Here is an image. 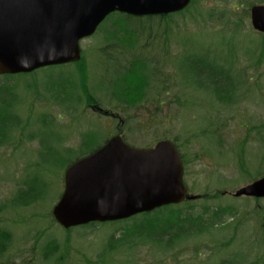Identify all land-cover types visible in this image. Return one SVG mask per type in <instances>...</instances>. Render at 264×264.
<instances>
[{
	"label": "rangeland",
	"instance_id": "374dc122",
	"mask_svg": "<svg viewBox=\"0 0 264 264\" xmlns=\"http://www.w3.org/2000/svg\"><path fill=\"white\" fill-rule=\"evenodd\" d=\"M228 1L234 2L202 0V17L193 8L191 14L173 16L175 22L168 29L172 43L166 53L172 58L164 61L162 56H154L159 46L152 48L153 52L148 50L149 56L154 53L152 59L158 61L159 67H166L164 72L174 74L175 80L184 83L191 80L192 88L187 90L190 98L172 80L167 83L166 91L159 93L162 87L157 85L155 97L150 90L147 101L130 105L124 111L120 104L108 103L107 97L100 92L102 106L122 116L124 121L119 127L123 128L130 145L151 147L161 139L178 143L186 159L184 181L189 192L195 195L233 192L264 174V143L258 137L259 133H264V39L261 34L248 30L249 16L243 17L241 30L230 29L231 24L227 26L228 16L220 15V11ZM262 2L244 0L240 10H249L252 4ZM114 17L110 15L93 35L80 41L94 84L98 81L94 76L105 72L96 65L98 50L105 45ZM131 23L139 29L138 24L145 25L137 20ZM164 34L165 30L159 35L166 40ZM145 40L142 37L138 44L144 45ZM148 47L149 43L146 49ZM209 53H215L211 57L217 56L219 62L231 68L235 91L230 102L218 101L209 88L193 83L197 79L192 73L195 74L197 68L208 73L197 54L207 57ZM78 68L75 63H66L29 73L0 75V84L17 83L20 93L17 113L22 119L8 137L7 144L0 145V206L9 203L6 205L9 207L0 212V227L13 234L10 248L0 258V264H57L60 255V264H219L221 259L236 251L245 254L242 264H264V199L235 197L228 193L219 198H199L192 202H197L195 210H202L201 206L206 204L222 205L234 206L236 213L224 215L218 229L183 239L170 248L147 244L111 255L103 251L109 236L126 227L133 232L135 223L140 220L137 216L95 227L77 226L69 231L54 220L51 212L63 192L67 166L102 145L117 131L118 125V118L94 113L88 103L80 100L75 99L71 104L57 103L44 88L41 93L48 99L33 96L34 91L46 85L65 91L67 80L76 75ZM239 70L243 71L240 77ZM101 78L102 82L106 80L105 73ZM220 82L222 87L229 85L226 81ZM175 96L179 103L174 102ZM85 133V143L80 146ZM37 164H42L38 173L48 183L44 200L28 207L12 206L11 200L22 187L23 179L37 171ZM52 241L60 244V251L47 258L45 246Z\"/></svg>",
	"mask_w": 264,
	"mask_h": 264
},
{
	"label": "water",
	"instance_id": "95a60500",
	"mask_svg": "<svg viewBox=\"0 0 264 264\" xmlns=\"http://www.w3.org/2000/svg\"><path fill=\"white\" fill-rule=\"evenodd\" d=\"M192 0H0V74L77 62L80 40L92 35L107 15L169 14ZM251 24L264 33V4L250 9ZM177 146L160 140L133 147L120 134L67 167L65 189L54 218L65 228L115 221L196 199L183 180ZM234 196L264 197V175L241 186Z\"/></svg>",
	"mask_w": 264,
	"mask_h": 264
},
{
	"label": "trees",
	"instance_id": "16d2710c",
	"mask_svg": "<svg viewBox=\"0 0 264 264\" xmlns=\"http://www.w3.org/2000/svg\"><path fill=\"white\" fill-rule=\"evenodd\" d=\"M222 1L224 2V0ZM243 1L244 0H234V2L228 1L223 4V9L220 11V15L228 16L226 24L227 26L231 24L230 29L232 30H241V28L244 27L243 17L245 16V18H247L249 16V10L246 8L240 10ZM202 5V0H193L188 8L177 14H191V9L193 8L197 11L198 16L202 17L204 14L202 11ZM125 16L121 15L120 17H114L112 19L111 22L113 27L107 31L105 45L98 50L99 61L96 65L98 64L100 69H105V72L103 71L102 74L105 73L106 80L102 82V74L99 73L97 76H94V78L97 77L98 80L95 85L94 79L92 81V76H90L85 57H82L81 61L77 63V65H79L78 72L76 75L74 74L70 80H67L69 83L65 88V91L55 88L53 85H46L45 87L38 89V91H34L33 96L37 98L43 97L44 94L41 93V89L44 88L46 91L50 92L49 97L53 98L57 103L68 104V102H70L71 104L76 99L80 100L84 104H91L93 102L102 104V98L100 96L101 92V95L107 97L106 101L108 103H115L117 105L120 104L122 109L125 111V109H127L130 105H136L143 101H147L150 98V93L148 92L150 90V92H154L153 97H155V87L157 85L162 87V89L159 90V93L166 91L168 85L167 83H171L172 80H175V76H173L174 74L172 73H160L159 71L161 70V67L157 66L158 61L152 59V54L154 53H151V56H149L150 53H148V50L153 52L152 48L159 46L161 48L156 49L157 54H154V56H157L158 58L159 56H162L164 61L167 57L169 59L172 58V55L166 53L169 52L172 43L168 37V29L175 22L173 19L174 14L149 16L145 18L130 15ZM131 20L145 22V25L143 23L138 24L140 27L139 29L132 25ZM247 27L251 29L250 26L247 25ZM164 30L166 40L161 39V36L159 35ZM142 37L146 39V45L149 43L148 49H146L145 44V46L138 44ZM262 48L264 49V40L262 41ZM209 54L210 55L207 57L197 54V58L204 63L208 73H204L202 70H198L197 68L195 74L194 72L192 73V75L197 79L194 80L193 83L199 87L209 88L213 98L218 101L226 103L230 102L233 100V93L235 91V82L231 68L228 65L219 62L217 56L214 55L215 57H211V55L215 53ZM187 57L189 58V56ZM222 57L227 63H229L228 60L225 59L226 57ZM187 59L184 61L186 62ZM90 67H93L92 64ZM242 74L243 71L239 70L238 77L242 76ZM219 78H225L227 80H219ZM202 80H208L209 82L206 83ZM8 81L11 83L13 82V80ZM190 81L191 80H186L184 83L182 80H175L177 86L182 88L184 95L188 98L191 97L187 93V90L192 88ZM220 81H226L229 85L226 84L222 87ZM1 83L0 145H5L7 144L8 137L13 132L14 127L19 125V123L22 122V119L19 113H17V110L19 109L18 106L20 104V93L17 91V83ZM95 88L98 90L97 92H95ZM179 91H181V89ZM179 94L182 95V93ZM43 98L48 99L46 96ZM176 102L179 103L178 100H176ZM189 102L190 99L187 103ZM120 121L121 120L118 119V125ZM40 122L43 126H45L43 119H40ZM118 125L116 128L117 130L119 127ZM119 130L122 131L123 128L119 127ZM87 133L82 135L80 146L85 143V136ZM258 137L259 141L264 143V133H259ZM124 138L126 139L125 136ZM241 155H243L242 151ZM40 165L42 164L36 165V172H30L27 174L25 179H23L22 187L19 188L16 196L13 200H11L12 206L28 207L44 200L48 183L45 182L43 177H41V174L38 173ZM222 194L225 193L211 192L206 193L203 197L206 199L207 197L212 196L219 198ZM196 203L197 202H187L180 205L166 206L155 210L154 212L143 213L137 216V219L140 220L135 223L133 232L126 227L123 229H117L109 236L103 250L105 255L122 252L123 250L132 251L136 247L147 244L163 249L170 248L179 244L183 239H188L194 235L200 236L205 232H209V230L216 229L224 215H233L236 213V208L234 206L222 205L212 207L206 204L201 206L202 210H195L197 207ZM7 204L9 205V203H5L0 206V212L9 207L6 206ZM187 207L190 210L186 209ZM95 226H97V223H91L84 227ZM118 231H120L119 235H117ZM12 239V232L6 228L0 227V258L8 252ZM45 247L46 250L44 255L47 258L54 257L60 251V244L55 241L49 242ZM244 259L245 254L236 251L233 252L230 257L221 259L219 264H242ZM57 260H60L57 263L60 264L61 255Z\"/></svg>",
	"mask_w": 264,
	"mask_h": 264
},
{
	"label": "flooded vegetation",
	"instance_id": "af4514ba",
	"mask_svg": "<svg viewBox=\"0 0 264 264\" xmlns=\"http://www.w3.org/2000/svg\"><path fill=\"white\" fill-rule=\"evenodd\" d=\"M163 92V91H162ZM168 93V92H167ZM175 99H176V96H175ZM165 101H162V103H164ZM174 102H176V100H174ZM90 106L92 107V108H97V105H96V103H91L90 104Z\"/></svg>",
	"mask_w": 264,
	"mask_h": 264
}]
</instances>
